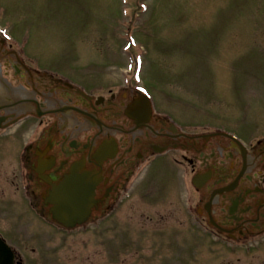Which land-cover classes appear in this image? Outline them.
I'll return each mask as SVG.
<instances>
[{"label":"flooded vegetation","instance_id":"af4514ba","mask_svg":"<svg viewBox=\"0 0 264 264\" xmlns=\"http://www.w3.org/2000/svg\"><path fill=\"white\" fill-rule=\"evenodd\" d=\"M74 63L76 73L44 67L0 38V264H177L162 257L159 236L172 237L182 218L224 249L257 251L264 122L250 136L188 122L179 91L177 110L165 109L122 63L88 54ZM155 168L173 188L151 206L143 177ZM73 179L88 186L89 213L68 226L52 195Z\"/></svg>","mask_w":264,"mask_h":264},{"label":"rangeland","instance_id":"374dc122","mask_svg":"<svg viewBox=\"0 0 264 264\" xmlns=\"http://www.w3.org/2000/svg\"><path fill=\"white\" fill-rule=\"evenodd\" d=\"M0 29L44 67L76 73L77 56L88 54L122 63L119 71L133 68L162 108L177 110L176 91L187 97L188 122L249 136L264 122V0H0ZM129 37L148 69L125 46ZM143 178L151 206L172 192L165 171L149 169ZM182 220L172 237L159 236L166 260L170 253L177 264H264V241L255 252H233L195 225L190 233Z\"/></svg>","mask_w":264,"mask_h":264},{"label":"water","instance_id":"95a60500","mask_svg":"<svg viewBox=\"0 0 264 264\" xmlns=\"http://www.w3.org/2000/svg\"><path fill=\"white\" fill-rule=\"evenodd\" d=\"M72 180H69L68 182H71ZM83 182V181H79ZM78 181L76 183L79 184ZM58 193H54L52 195V202L56 205L55 209L53 210V213L55 214L54 217L57 218V220L65 225L71 226L74 225L76 221V217L80 215H87L89 213V210L86 208H82L83 206H78L75 202L67 203V202H59L57 198ZM89 197V196H88Z\"/></svg>","mask_w":264,"mask_h":264},{"label":"bare ground","instance_id":"6f19581e","mask_svg":"<svg viewBox=\"0 0 264 264\" xmlns=\"http://www.w3.org/2000/svg\"><path fill=\"white\" fill-rule=\"evenodd\" d=\"M81 184L82 182H79L78 184L74 179L69 182V184H67V186L65 187L66 194H57L59 202H67L69 204L75 202L78 206H83V209L88 207V186Z\"/></svg>","mask_w":264,"mask_h":264}]
</instances>
